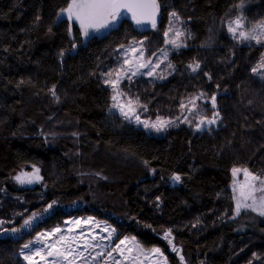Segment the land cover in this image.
I'll list each match as a JSON object with an SVG mask.
<instances>
[{
    "label": "trees",
    "instance_id": "16d2710c",
    "mask_svg": "<svg viewBox=\"0 0 264 264\" xmlns=\"http://www.w3.org/2000/svg\"><path fill=\"white\" fill-rule=\"evenodd\" d=\"M69 2L0 0V264H27L21 251L38 249L33 264H46L53 259H42L46 245L61 234L78 237L81 247L101 243L105 254L133 237L143 248H159L167 264H264L263 226L232 218L230 188L234 167L264 177V81L251 71L264 50L235 42L225 28L240 7L248 22H264V0H157L156 31L123 20L89 40L57 21ZM173 12L186 30V47L169 57L175 72L127 90L149 118L174 117L181 101L197 94L215 95L207 118L219 116L207 129L181 126L154 137L110 111L102 73L131 41L159 50ZM194 61L197 72L188 67ZM30 167L40 170L41 185L13 187L11 177ZM174 175L179 186L169 182ZM168 229L178 252L164 239ZM85 256L88 264L102 258L93 260L91 250Z\"/></svg>",
    "mask_w": 264,
    "mask_h": 264
},
{
    "label": "snow or ice",
    "instance_id": "6c2138e0",
    "mask_svg": "<svg viewBox=\"0 0 264 264\" xmlns=\"http://www.w3.org/2000/svg\"><path fill=\"white\" fill-rule=\"evenodd\" d=\"M242 6V5H241ZM159 11V5L157 0H70L66 8L60 10L59 15L63 17L67 16L69 21L75 20L85 37H88L91 32H100L101 29H108L110 27L115 26L116 22L121 19L122 12L131 13V19L137 24L141 25L145 22L151 24L152 28L156 27V14ZM171 16L179 21L180 17L176 12L171 13ZM228 32L232 35L234 39H237L238 42L244 41H255L257 44L264 42V22H260L259 24L254 25L250 30L245 28V25L240 17H237L235 20L229 21L228 24ZM170 33L172 36L170 37ZM185 33L182 32L179 28L171 27L168 31L164 32L165 36V44L171 45L174 49H179L181 47H186L184 40ZM135 46H129L126 50L128 53H131V57H126L123 61V64L117 68L110 70L108 72L102 73L103 76L106 77L104 80V84L111 87L113 95L112 100L114 102L117 101V98L124 95L123 90L120 88V84L127 79L131 82L132 77L137 75H144L145 73L142 71L143 69H148V76H155L157 69H160L161 64H163L168 59V50L166 48L160 49V54L162 58H157L155 61L151 58H145L144 55V41L133 42ZM123 47V46H122ZM155 55V54H153ZM133 60L135 63H133ZM261 64L264 65V57H262ZM192 72H197L200 68L198 62H193L188 65ZM166 68L171 69L173 65L169 62L166 65ZM252 71L255 73L257 71L256 68H253ZM159 79H165L166 77L161 74L158 77ZM23 83V81H21ZM53 97L57 100L59 97L56 96L55 86L50 89ZM203 94L199 96H195L190 98L185 104L184 101H181L180 108L184 110L188 108V105H192L190 112H195L196 101L201 99ZM211 106L212 108H216V97L213 95L211 98ZM139 105L138 98H128L127 101L123 104L114 103L113 107H119L121 115L125 117V119L131 120L133 117L138 123H143L146 128L151 127L155 129L157 132L164 131L168 126H175V121H166L161 118H157V121L149 124L148 122L141 121L139 115L136 114L135 108ZM127 109V110H125ZM219 116V113H214L213 118H207L204 115H198L194 117L197 119L196 130H201L202 125H212L217 122L216 117ZM180 120L181 117L178 116L176 118ZM183 123L192 124V121L188 120L187 116L181 121ZM39 171L38 169L36 170ZM243 172L246 177V181L244 185L240 186L239 196L234 195L233 199L235 200V208L234 213L235 216H240L243 212H255L257 215L264 217V177L251 173L247 168L241 169L234 167L232 169V174L235 177L237 173ZM38 179V177H37ZM174 181L179 182L181 177L179 175H174L172 177ZM15 180L20 183H32L33 179L29 176L28 173H21L20 175L15 177ZM245 188L247 191H245ZM233 192H236L235 182L233 187ZM259 193V195H257ZM52 205H49L50 208ZM36 214L33 213L31 217L24 220V225H30L32 220L35 219ZM4 223L0 221V224ZM76 223H79L77 221ZM13 232L19 231L18 229H12ZM61 229L57 228L53 230L51 233H42L41 237L44 236H53L55 233H60ZM83 236V233H81ZM171 229H168L164 233V239L168 241L170 245H173V239ZM40 239V238H38ZM78 237H72L69 240L66 236L60 235L53 243L46 245L48 251L44 253L42 259H46V257H53L52 260H46V264H61V261H64L65 264H76L77 260H83L85 264H88V257L85 256V252H95V256L91 258L95 260L97 257L104 256L105 253L103 251L104 245L101 243H92L89 241H85L83 247L78 241ZM95 240V237L92 238ZM104 240V237L100 238ZM107 239H111V235L107 237ZM126 240H120L118 244L115 245L114 248L110 249L107 253L109 258H112L113 252H119L121 255L124 251L131 252L132 248L125 247V249H121V245L126 244ZM134 246L141 253L145 255L147 258L151 254H159L162 256L159 248H153L149 250V252H144L142 248H140L139 244H135V238H132ZM66 242V243H65ZM75 245V246H73ZM100 249V251H96V249ZM23 249H30V244H24ZM42 249H38L36 251H21L20 255L23 257L27 264H33V257L41 255ZM173 251H179L173 245ZM91 255V253H89ZM114 264H121V261L115 260ZM181 261H183V256H181ZM107 264V260L104 262Z\"/></svg>",
    "mask_w": 264,
    "mask_h": 264
},
{
    "label": "rangeland",
    "instance_id": "374dc122",
    "mask_svg": "<svg viewBox=\"0 0 264 264\" xmlns=\"http://www.w3.org/2000/svg\"><path fill=\"white\" fill-rule=\"evenodd\" d=\"M244 9L243 7H240L238 9V11L236 12V15L232 18H230L229 20L226 21V24H225V28H226V32L227 34L229 35L230 38H232L235 42L241 44V45H259V46H262L263 47V50H264V42L260 43V44H257L255 41H244V42H238L237 39H234L232 37V35L228 32V24H229V21H232V20H235L237 17H240L245 25V28L246 29H251L254 25L256 24H259L260 22L258 23H250L248 22L246 16H244ZM60 13V12H59ZM58 13V16H57V21L60 22L62 20H66L70 25H75L80 34H81V37L84 39V40H89L90 38H101L105 35L108 34V32H110L111 30L115 29L120 22H122L123 20H128L132 26L134 27V29L142 32V31H145V30H152V31H156L157 30V25L155 28H148V27H145L143 25H137L129 15L125 14V13H121V19H119L115 26L113 27H110L108 29H101L100 32H91L90 31V35L88 37H85L79 27V24L75 21V20H72V21H69L67 19V16L64 15L63 17H61ZM171 27H174V28H179L182 32L185 33L184 37H182V39L184 40V43H186V30L184 29V25L182 23L181 20L179 21H176L172 16H171V13L169 14L168 16V22L165 26V29H164V32L165 31H168L169 28ZM164 32L162 34V48H166L168 50V59L163 63L161 64V67L160 69H157V72H156V75L155 76H148L146 73L148 71V69H143L142 71L145 73L144 75H137L135 77H132V80L131 82H129L127 79H125L121 84H120V88L123 90L124 92V95L123 96H120L117 98V101L114 102L112 100V95H113V92H112V89L110 86L108 85H105L104 84V80L106 79L105 76H102V83L103 85L108 88V90L110 91V94H111V98H110V101H111V104H110V111L113 113V114H116L118 115L121 119H123L126 123L128 124H131L133 125L134 127L136 128H139V129H142L147 135L149 136H154V137H162L164 135V132L168 129H172V128H177V127H181V126H184V127H187L191 130H196V123H197V119H195L194 117L198 116V115H204V116H211L212 113H211V110H212V106H211V99H208L206 98L204 95L202 96L201 99L197 100L196 101V105L198 106L195 110V112H190V109L192 108V105H188V108L184 109V110H179L178 114L174 117H171V118H163V117H156V118H149L145 115V108L141 105V103L139 102V105L140 106H136L135 108V112L137 115H139L140 117V120L141 121H145V122H148L149 124L151 123H154L157 121V118H161L163 120H166V121H175L176 124L175 126H168L164 131H161V132H157L155 131V129L151 128V127H148L146 128L144 126L143 123H138L135 118L133 117L131 120H128V119H125V117L123 115H121V112H120V109L119 107H113V104L114 103H120V104H123L127 101L128 98H136L134 97L132 94H130V92L127 90L129 88H127L126 86L127 85H130V84H134L135 82H137L138 80L140 79H144V80H147V81H150V82H162L164 80H166L169 76H171L174 72H175V69L174 67L171 68V69H168L166 68V65L170 62L169 61V57L171 55L172 52L176 51V50H179V49H174L171 47V45H166L165 44V36H164ZM170 37L172 36V33L169 34ZM139 41H144V40H139ZM139 41H135V42H139ZM134 41H131L128 45L126 46H123L121 48H119L116 52V64H115V67L113 69H117L119 68L122 64H123V61L126 57H131V53H128L126 50L128 49L129 46H135L133 44ZM159 49V50H160ZM159 50H156L155 52H149L146 48V45H145V41H144V55H145V58H148V57H151L154 61L157 59V58H162L161 57V54H160V51ZM155 54V55H153ZM262 57H264V51H263V54L261 56V58L259 59V61L252 67L253 68H256L257 71L254 73L252 70V74L255 78L261 80V81H264V65L261 64V60H262ZM133 63H135V61L133 60ZM111 69V70H113ZM191 70V69H190ZM110 71V70H109ZM108 72V71H107ZM163 74L166 78L165 79H159V75ZM201 94H197V95H194L190 98H193L195 96H199ZM190 98H187L185 100H183L185 102V104H187L188 100ZM127 110V109H125ZM180 116L181 119L180 120H177L176 118ZM187 116L188 120L192 121V124H188V123H183L181 122L184 117ZM212 117V116H211ZM208 125H202L201 126V129H207ZM144 167L147 168L148 172H149V175H152V171L148 168V166H146L145 164L143 165ZM38 168L37 167H30L28 169L26 168H22V169H19L12 177H11V183L13 185V187H15L16 189H30V188H33L34 186H37V185H41V181H42V177H41V173H40V170L37 172ZM21 173H28L29 176L33 179V182L32 183H24V184H20L18 183L16 180H15V177L20 175ZM38 177V179H37ZM173 176H171L169 178V182L173 185H177L179 186L180 184V181L177 182V181H174L172 179ZM245 181H246V177L244 176L243 172H239L237 173V175L234 177L233 174H232V183L230 185V188H231V191H232V194L233 196L236 195V196H239V193H240V186L241 185H244L245 184ZM234 182H235V187H236V192L234 193L233 192V187H234ZM245 191H247V189L245 188ZM257 195H259V193H257ZM234 208H235V200H234ZM234 208H233V217L235 216V213H234ZM43 215H42V218L45 217L47 214V210L46 208L43 209ZM29 218V217H28ZM26 218V219H28ZM235 220L237 219H243V220H246L248 222H253L257 225H261L263 226L262 229H260V231L262 233H264V217H261L259 215H257L255 212H251V211H248V212H243L241 213L240 216H236L234 218ZM14 221L13 222H8L6 224V226L9 228L10 226H12L14 224ZM14 229V228H13ZM16 229V228H15ZM12 231V230H11ZM126 240V244L125 245H121V249H125V247H128V248H132V251L131 252H127V251H124L123 254L121 255L119 252H113L112 253V258H114L115 260H119L121 261V264H167V261H166V258L164 255L160 256L159 254H151L150 256H148L147 258L145 257V255L143 253H141L138 249L135 248L134 246V243H133V240L132 238L133 237H125L121 240ZM119 241L116 243L118 244ZM115 244V245H116ZM135 244H139L136 239H135ZM115 245L112 247L114 248ZM140 245V244H139ZM111 248V249H112ZM140 248H142L144 250V252H149V250L153 249H146V248H143L141 245H140ZM108 253V252H107ZM107 253L102 256V258H100V261H99V264H104V262L107 260V264H114V261L112 258H109L107 256ZM162 253V252H161Z\"/></svg>",
    "mask_w": 264,
    "mask_h": 264
},
{
    "label": "water",
    "instance_id": "95a60500",
    "mask_svg": "<svg viewBox=\"0 0 264 264\" xmlns=\"http://www.w3.org/2000/svg\"><path fill=\"white\" fill-rule=\"evenodd\" d=\"M122 13H125V14H127V15H129L131 17V13H128V12H122ZM159 18H160V11H158L157 14H156V25L159 23ZM141 25H143L145 27H148V28L152 27L151 24L148 23V22H145V23H143Z\"/></svg>",
    "mask_w": 264,
    "mask_h": 264
}]
</instances>
